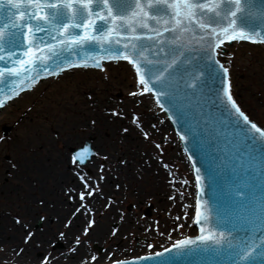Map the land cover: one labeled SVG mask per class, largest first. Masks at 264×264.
Listing matches in <instances>:
<instances>
[{
  "label": "snow or ice",
  "instance_id": "obj_1",
  "mask_svg": "<svg viewBox=\"0 0 264 264\" xmlns=\"http://www.w3.org/2000/svg\"><path fill=\"white\" fill-rule=\"evenodd\" d=\"M192 37H198L195 43L199 47L192 46ZM225 41L264 44V0H0V84L5 85L0 87V108L18 94V85L31 88L40 71L51 75L73 67L70 56L81 50L86 54L77 56V62L84 67L90 60L96 68H103L104 59L122 57L130 61L139 75L140 92H154L160 107L179 125L181 139L193 145L189 158L199 156L194 165H223L221 171L231 176L223 193V214L209 221L208 215L202 216L201 200H196L195 220L201 225L213 224L217 232L202 226L201 235L178 240L172 246L175 254L197 256L198 264H264V128L253 122L233 98L227 66L231 61L217 59V50L223 52ZM32 71L37 72L36 77L29 76ZM105 111L110 112V118L127 115L123 108ZM95 123L91 120L92 125ZM131 123L142 129L137 115ZM143 136L151 139L149 131H143ZM92 156L88 144L71 156L80 181L68 188V199L79 205L73 216L92 210L88 201L102 195L100 181L110 174L105 169L107 155L95 183L90 174L76 171ZM116 162L117 170L127 168L129 163L119 157ZM9 165L13 170L19 168L13 161ZM195 171L199 187L201 168ZM170 183L183 199V189L176 184L187 185L189 181L173 177ZM107 199L114 203V198ZM184 214L187 216V211ZM95 224V218L87 220L83 233L87 235ZM83 243L77 236L69 248L72 255L65 258L77 259V246ZM148 247L153 245L149 243ZM113 255L108 256L109 264H169L167 258L161 259L163 253H149L131 262ZM102 259L85 252L77 264H101Z\"/></svg>",
  "mask_w": 264,
  "mask_h": 264
},
{
  "label": "rangeland",
  "instance_id": "obj_2",
  "mask_svg": "<svg viewBox=\"0 0 264 264\" xmlns=\"http://www.w3.org/2000/svg\"><path fill=\"white\" fill-rule=\"evenodd\" d=\"M227 60L231 61L228 66L232 69L233 98L250 119L256 120L257 125L264 128L263 46L237 45L228 49ZM114 71L106 72L103 68L102 71H91V77L79 76L78 85L69 96L61 89L63 86L53 89L44 85L27 105L13 107V117L8 118L0 128V136L5 137L0 140L2 229L14 240L15 247L20 244V252L30 244L41 248L24 264H66L68 259L61 258L71 254L69 248L74 246L77 236L84 241L77 246L80 254L87 252L89 256L97 255L103 258L101 264H105L109 262L110 253L120 260L147 255L194 234L191 212L195 188L190 167L187 170L186 162L180 157L182 153L178 141L165 116L137 88L134 74L135 84L127 81L124 71ZM132 92L139 94L131 96ZM47 93L46 104L38 108L39 112L34 115L32 112L35 111L36 102ZM117 108H123L127 115L110 118V112L105 111ZM134 114L142 121V129L131 123ZM93 119L96 122L94 125L91 124ZM123 128L129 131L124 133ZM143 131L150 132V140L143 136ZM85 144L97 149L93 150L95 155L87 161L86 166L80 165L76 171L90 174L95 183L101 175L103 157L107 155L109 159L105 169L110 174L100 181L101 185L104 184L99 196L100 199L102 197L100 205L94 208V202L89 199L92 210H82L73 216L79 205L68 199V188L79 185L80 181L73 171L75 165L71 163L70 151H78ZM117 157L127 158V168L117 170ZM9 161L18 163V170H13ZM166 163L170 167L165 168ZM41 170H45V173L42 174ZM153 170L159 176L154 177L147 172ZM65 171L72 178L69 184L61 185L62 180H56ZM173 177L177 181L180 178L189 181L187 185L176 184L177 188L183 189V199L170 183ZM110 178H114L117 190L113 196L114 203L107 199L110 194L107 181ZM158 181L169 187L162 197L151 194L152 186ZM116 184L121 187L118 189ZM51 190L54 194L49 198L47 196ZM78 192L79 188L77 200ZM172 196L176 199H169ZM55 201L60 203V207L57 205L59 211L54 216L48 212L47 206ZM64 202L66 205H63ZM27 205L37 211L30 215V212L23 210ZM95 211L99 213L95 215ZM186 211L187 216L184 214ZM121 216L125 219L121 220ZM75 217L82 218L81 225L72 234L74 236L65 242L61 233L68 230ZM100 217L105 219L102 221ZM93 218L96 224L90 232L95 233L103 227L108 233L107 240L94 241L93 237H89L90 232L87 235L83 233L87 220ZM156 221H159L158 228ZM55 224L57 226L54 228ZM113 229L116 235H113ZM149 243L153 245L152 248L148 247ZM3 250L0 249V264H23L15 263ZM45 257H48V261H45Z\"/></svg>",
  "mask_w": 264,
  "mask_h": 264
},
{
  "label": "water",
  "instance_id": "obj_3",
  "mask_svg": "<svg viewBox=\"0 0 264 264\" xmlns=\"http://www.w3.org/2000/svg\"><path fill=\"white\" fill-rule=\"evenodd\" d=\"M197 38L198 37H192V46L193 47H199V45L195 43ZM113 39H115V37H113ZM120 39L123 40L125 38L124 37H120ZM188 39H189V37L186 36L185 40L187 41ZM236 43H248V44H251V45H261V43H254L252 41H225V44L222 45L221 47H222V49H224L226 47H232ZM251 45L240 44L239 46L262 48V46H251ZM87 51L91 52L92 50L88 49ZM227 51H228V49L221 53L222 62H225L227 60ZM219 52H220V50L218 49L217 50V59H219ZM85 54H86L85 51L81 50L77 54L71 55L70 59L74 62L73 67L64 68L59 73L53 71L51 75H47V74L43 73L42 71H40L39 72V77L36 80V83L33 84V86L31 88H29L27 86H19L18 85L17 86V93L18 94L15 95V96H12L11 99L6 101V106L8 104L9 105L23 104V103L31 100V94H37V88L38 87H40V86L52 81V80H47L45 82H41L43 80H46V79H49V78H52V77L56 78L59 75H62V76L59 77V79L56 80V81H69L74 75L90 76L91 77V71H95V70H87V71H84V70H71V69H74V68L101 69V68H96L92 64L91 60L88 62V66L87 67H84L83 65L79 64L77 62V56H84ZM145 55H148V53L146 52ZM110 62H126V63H128L132 67V69H133V71H134V73H135V75H136V77H137V79L139 81V75L136 73V69L130 63V61L124 60L122 57L119 58V59H115V58L114 59H104V60L101 61L102 64L110 63ZM104 66L106 68H108L110 71H112L113 73H114V68L131 70L130 67L127 66L125 63L115 64V65H113V64L107 65L106 64ZM100 71H102V70H100ZM29 76L30 77H36L37 76V72H35V71L29 72ZM230 80L232 82V69L231 68H230ZM53 81H55V80H53ZM37 85H38V87H36L35 90L31 91ZM4 86H5L4 84H0V87H4ZM8 86L10 87V85H8ZM27 91H31V92L24 94ZM145 93L146 94H150L153 97L154 101L157 103V106L160 108V110L167 117V120H168L170 126L172 127V129L174 131V134L177 136V138L179 140V143H180V146H181L182 150L184 151V153H185V155H186V157L188 159V162H189V164L191 166L192 175H193L195 186H196V195H195L194 204L196 205V200L200 199L201 200V213H202V216L205 215V214L208 215L209 221H211L218 214H223L225 212V203H224V195H223V193L227 192L228 185L231 182L230 173L227 172V171H221V169L223 168V165H221L220 167H215L214 165H210V164H208L206 162L203 165L201 163H195V165H194L193 162L194 161H198L199 160V156L198 155H194V156H192L191 159L189 158L190 155H191V152L189 150H191L193 148V145L190 142H186V141L181 139L180 132H179V125L174 122V118L167 111H165L164 109H162L160 107V104L157 102V99H156V94L154 92H145ZM8 94L11 95L10 93H8ZM12 101L14 103H12ZM6 106H4L3 108H0V113L7 112V113L11 114ZM241 110H242V108H241ZM251 120L256 123V120H253V119H251ZM0 124H1V119H0ZM260 127H262V126H260ZM216 163L219 164L220 161H217ZM198 167L201 168V172H202L201 180L199 182V185H200L199 187H197V181H196L197 173L195 171V169L198 168ZM209 176L211 178H206V177H209ZM195 212H196V208L194 207V217H195ZM202 226L204 227V229L206 231L211 230L213 232H217V229L213 226V224L204 223L203 225H201L200 223H197V221L194 218L193 228H194L196 234L194 236H192V235H189V236H192L191 238L194 239L196 236L201 235L200 229H201ZM189 236H185V237H189ZM185 237H183V238L185 239ZM181 240H183V239L181 238ZM172 246L167 248V249H169L168 252H164V250L161 251V252H158V253H163V256L161 257V259L167 258L169 260V264H198V261L200 259L199 257L193 256V255H189L186 252H183L180 255H176L175 254L176 250ZM132 260L133 259L127 260V261L131 262Z\"/></svg>",
  "mask_w": 264,
  "mask_h": 264
},
{
  "label": "bare ground",
  "instance_id": "obj_4",
  "mask_svg": "<svg viewBox=\"0 0 264 264\" xmlns=\"http://www.w3.org/2000/svg\"><path fill=\"white\" fill-rule=\"evenodd\" d=\"M264 48V46H263ZM233 50H231L232 52ZM114 70H118V71H124L125 74H127V81L128 82H133L135 84V80H134V77H133V71L131 70H125V69H118V68H114ZM104 71H109L108 68H106L104 66ZM115 72V71H114ZM92 73V72H91ZM78 75H74L69 81H50L44 85H48V86H51V88L53 89H59L61 86V89L69 96V93L72 91L74 92L75 91V88L76 86L78 85ZM59 84V85H58ZM44 85L40 86L37 88V94H31V100H33L38 94H39V90L42 89L44 87ZM139 88V90L141 89V87H137ZM49 93H47L45 96L42 97L41 100L38 99V102H36L35 106L33 109H35L34 112H32L34 115H37V113L39 112L38 111V108H40L42 105H45L46 104V96H48ZM148 99H150V103L152 105H154V103L152 102V99L151 97L147 96ZM31 100L23 103V104H13V105H8L7 106V109L10 111V113L12 114V108L13 107H20V106H25L27 105ZM7 112H4V113H1V116H0V119H1V124H0V128L1 126L5 123V121L8 119V118H12L13 117V114L11 115ZM157 130L159 129L158 127L156 128ZM160 130V129H159ZM114 132V131H113ZM114 134L112 133L111 137L113 138ZM129 140V136H127ZM97 149V147L95 146V149L93 148V150L95 151ZM181 156V159L182 160H185V158L183 157L182 154H180ZM102 157V155H99ZM147 159V158H146ZM148 160V159H147ZM147 167L150 166L149 163H147L146 165ZM187 168V170H189L187 164L185 166ZM49 172V170H46ZM149 174H152L154 177H157L159 176V173H157L155 170L153 171H147ZM41 173L44 174L45 173V170H41ZM72 176L67 173L66 171L64 172V174L62 175V177H60V179H57L56 182H60L59 180H62L61 182V185L63 184H69L70 180H71ZM101 185V184H100ZM107 185L109 187V191H110V194H109V197H112L115 196L117 193L115 190V186H114V178H110L108 181H107ZM102 189L104 188V184L101 185ZM119 189V188H118ZM168 189L169 187L165 184V183H161L160 181L156 182V184L154 186H152V191H151V194L155 197H162V194L165 192L167 193L168 192ZM54 194V191H50L49 192V196L47 197H52ZM69 196V195H68ZM46 200V199H45ZM102 200V197L101 199L99 198V196L96 197L95 200H90V202H94V208H96L97 206L100 205V202ZM46 202H48L46 200ZM52 204H55L52 206ZM60 203L55 201V202H51V204H49L47 207V209L49 210L48 212H50L51 215H56V213L59 211V208H57L58 206L60 207L59 205ZM58 205V206H57ZM63 205H66V202H64ZM164 203H162L161 206H163ZM51 207V208H49ZM46 208V207H45ZM23 210L25 212H30V215L31 214H34L37 209L36 208H31L29 205L25 206L23 208ZM99 212H96L95 211V215H97ZM100 219L103 221L105 218L103 217H100ZM108 219H110V217H108ZM81 220L82 218L81 217H75L74 221L72 222V225L69 226L67 229L66 232H62L64 235H61V238L64 239L65 242H68L72 236L73 233L76 232V229H78V227L81 225ZM108 221V220H107ZM2 221H0V249H4L3 250V253L5 255H7L8 257L14 259L13 261L16 263V262H19V263H23L26 262V260L28 258H32L33 254H37L39 251H40V247L39 245H32L30 244L29 246H27L26 248H24L21 252L19 251V247H20V244H18L16 247L13 245L14 243V240H12V238H10L8 235H6V233L3 231L2 229ZM58 223V222H56ZM57 225L55 224L54 225V228L56 227ZM105 226V224H104ZM57 230H59V228H57ZM61 233V232H60ZM90 238H94V241H102V240H107L108 239V233L106 232L105 228H100L97 232L93 233V232H90ZM81 252L79 251V253L76 254V257L77 259H68L67 263L66 264H75L76 261L78 260V257H79V254ZM72 254L69 255V257L71 256ZM82 255V254H80ZM66 256L64 255V257H62L61 259H66L65 258ZM62 262V261H61Z\"/></svg>",
  "mask_w": 264,
  "mask_h": 264
},
{
  "label": "flooded vegetation",
  "instance_id": "obj_5",
  "mask_svg": "<svg viewBox=\"0 0 264 264\" xmlns=\"http://www.w3.org/2000/svg\"><path fill=\"white\" fill-rule=\"evenodd\" d=\"M72 154V153H71ZM97 154V153H96ZM73 155V154H72ZM95 155V154H94ZM117 178V177H116Z\"/></svg>",
  "mask_w": 264,
  "mask_h": 264
}]
</instances>
